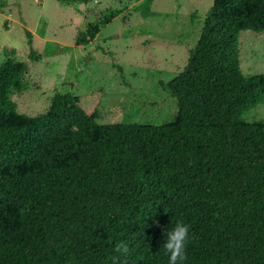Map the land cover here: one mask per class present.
<instances>
[{
    "label": "trees",
    "instance_id": "16d2710c",
    "mask_svg": "<svg viewBox=\"0 0 264 264\" xmlns=\"http://www.w3.org/2000/svg\"><path fill=\"white\" fill-rule=\"evenodd\" d=\"M203 22L182 71L159 81L177 107L162 124H101L70 92L29 116L11 96L26 63L0 65V264H168L177 221L185 264H264V125L243 119L264 104V74L242 73L238 40L264 31V0H215Z\"/></svg>",
    "mask_w": 264,
    "mask_h": 264
},
{
    "label": "rangeland",
    "instance_id": "374dc122",
    "mask_svg": "<svg viewBox=\"0 0 264 264\" xmlns=\"http://www.w3.org/2000/svg\"><path fill=\"white\" fill-rule=\"evenodd\" d=\"M141 1L0 0V65L8 59L27 65L11 95L18 111L37 116L56 92H70L101 124L171 122L176 100L159 81L182 71L215 0H153L150 12L135 11ZM107 10L119 14L87 44L77 45ZM238 40L242 73L264 74V31H243ZM243 119L264 125V104Z\"/></svg>",
    "mask_w": 264,
    "mask_h": 264
},
{
    "label": "clouds",
    "instance_id": "9594fccd",
    "mask_svg": "<svg viewBox=\"0 0 264 264\" xmlns=\"http://www.w3.org/2000/svg\"><path fill=\"white\" fill-rule=\"evenodd\" d=\"M189 239V225L177 221L171 228L166 229L163 249L168 257V264H185L186 260V242ZM116 251L120 254L127 255L129 246L125 241L116 245Z\"/></svg>",
    "mask_w": 264,
    "mask_h": 264
}]
</instances>
